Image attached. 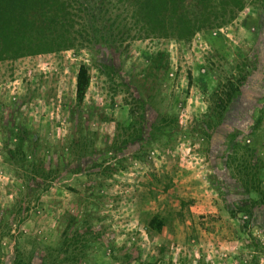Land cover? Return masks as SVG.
Listing matches in <instances>:
<instances>
[{
	"label": "rangeland",
	"instance_id": "374dc122",
	"mask_svg": "<svg viewBox=\"0 0 264 264\" xmlns=\"http://www.w3.org/2000/svg\"><path fill=\"white\" fill-rule=\"evenodd\" d=\"M74 4L66 46L0 57V264H264V1L189 38ZM219 79L239 89L201 128Z\"/></svg>",
	"mask_w": 264,
	"mask_h": 264
},
{
	"label": "trees",
	"instance_id": "16d2710c",
	"mask_svg": "<svg viewBox=\"0 0 264 264\" xmlns=\"http://www.w3.org/2000/svg\"><path fill=\"white\" fill-rule=\"evenodd\" d=\"M95 1L99 3L101 14L118 20L117 29L119 21L148 15L161 24L162 29L174 26L175 33L183 38H189L203 26L214 24V20L219 19L218 14L231 13L244 4V0H137L139 7L130 8L129 0ZM74 2L78 3V0H0V57L10 52L21 54L24 49L51 50L53 44L66 46L72 37L67 26L70 24V10L76 6ZM168 60L169 54L165 49L157 50L150 59L146 67L147 77L152 83L150 90L154 88L155 78L166 72ZM89 81L88 67L80 64L75 76L77 105L82 103ZM238 89L232 82L220 79L212 85L209 104L199 119L201 128H213L218 124ZM188 261L191 263L187 257H181L179 264H188ZM140 264L154 263L146 261ZM170 264L175 262L170 261Z\"/></svg>",
	"mask_w": 264,
	"mask_h": 264
}]
</instances>
